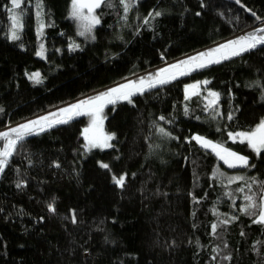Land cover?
<instances>
[{"label": "trees", "instance_id": "obj_1", "mask_svg": "<svg viewBox=\"0 0 264 264\" xmlns=\"http://www.w3.org/2000/svg\"><path fill=\"white\" fill-rule=\"evenodd\" d=\"M70 2L42 0L38 37L36 0H22L23 28L13 41L10 0H0V131L264 27L256 19L264 21V0H240L255 17L227 0H137L128 13L111 0L113 7L96 9L95 39L81 40ZM155 11L162 14L145 24ZM72 42L79 48L70 50ZM35 72L39 84L28 78ZM198 81L219 93L208 111L200 92L185 99V86ZM132 99L103 110L104 131L115 133L111 148L85 151L88 115L25 139L0 173V264H264V224L239 211L245 195L259 203L264 151L228 138L264 118V46ZM195 133L247 156L249 167L230 168L245 179H223V163L192 140ZM122 174L121 189L112 176Z\"/></svg>", "mask_w": 264, "mask_h": 264}, {"label": "snow or ice", "instance_id": "obj_2", "mask_svg": "<svg viewBox=\"0 0 264 264\" xmlns=\"http://www.w3.org/2000/svg\"><path fill=\"white\" fill-rule=\"evenodd\" d=\"M240 0H237L239 3ZM137 3V0H120V4L123 7L125 13H128L132 7ZM11 7L8 9L9 17L11 20V27L9 29L8 39L17 41L20 39V31L23 28L22 18L24 12L17 11L21 9L22 0H10ZM102 6L113 7L111 0H71L69 16L78 21V35L88 36L91 39H95L94 35H91L95 26L100 24V18L95 14V10ZM36 17L38 21L37 35H42L43 29L46 26L43 22V3L42 0H36ZM85 9L87 12L85 13ZM251 11V10H249ZM160 11L149 12L145 17V24L149 22V18L160 16ZM255 16V13H252ZM199 15V13H197ZM122 19H127L126 16ZM260 20L259 17H256ZM258 46H264V27L255 28L253 31L246 33L236 39L229 40L226 43H222L215 48L209 49L205 52L198 53L195 56L188 57L187 59L180 60L176 63L170 64L165 68H161L155 73H149L145 77H141L138 80H132L128 83L120 84L117 87L109 88L106 91L100 92L94 96L82 99L76 103L70 104L67 107H61L56 112H50L48 115L40 116L36 119L28 120L27 122L20 123L15 127H10L6 131H0V173H3L5 167L9 164L10 158L15 154L20 146H22L25 139L31 135H39L44 131L62 124H68L75 117L88 115L90 116V124L85 127L81 133L84 137L85 151H91L94 148H100L101 150L111 148L113 145L110 143L115 139V133H103V110L106 106H115L118 102L126 101L129 104L133 103V97L137 94H143L144 92L163 86L171 81L177 79L179 76L188 75L190 72L205 68L211 64H218L224 60H228L235 56H240L242 53L248 52ZM79 48L78 44L74 42L69 44L70 50H76ZM37 56H44V45L40 44L39 49L36 52ZM28 78L34 83H41V77L39 72L32 73ZM208 81L196 82L191 85L185 86V99H190L189 89H192L191 95H199V92L195 91L201 84H208ZM208 103L205 105V111L213 108L217 105L219 100V93L209 90ZM3 111V109H0ZM187 115V108L185 109ZM219 115L216 112L212 116L213 119ZM166 118L161 116L159 120L164 121ZM228 119H233V114H229ZM170 123V121H168ZM156 132L165 137H171V133L167 132L165 128L156 126ZM229 139L236 141L239 139L240 143L247 142V145L253 152L260 155L264 151V118L255 125L254 128L248 131H241L228 134ZM201 147L205 149H211L215 155L223 160L229 168H235L237 166L249 167V158L247 156L240 155L228 148H225L220 143H214L213 141L206 139L203 136L195 135L192 137ZM59 167V165H56ZM99 166L103 169L109 170L110 165L107 163L99 162ZM135 175V174H133ZM244 177H230L228 182L232 183L233 180H244ZM113 183L123 188L126 183V174H122L119 177L112 176ZM255 178H252V183H256ZM24 181H20L17 187H21ZM264 185V182H261ZM247 188L251 189L252 184H247ZM237 191H243V188H238ZM261 196L259 203L255 199V193L252 195H245L243 197L245 203L241 205L239 211L243 214L253 216V223L264 224V186L261 187ZM258 209V212H257ZM49 212H55V206L53 203L48 205ZM235 220L236 217H231ZM71 222L77 223L76 214L73 211ZM229 220H223L220 223L227 224ZM219 224L214 223L212 225V233L215 234ZM243 234V233H242ZM260 243V242H258ZM216 251V249H214ZM228 259V257H225Z\"/></svg>", "mask_w": 264, "mask_h": 264}, {"label": "rangeland", "instance_id": "obj_3", "mask_svg": "<svg viewBox=\"0 0 264 264\" xmlns=\"http://www.w3.org/2000/svg\"><path fill=\"white\" fill-rule=\"evenodd\" d=\"M70 4H71V2H70ZM69 12H70V6H69ZM87 12V10L85 9V13ZM95 14L97 15V12H96V10H95ZM73 19V18H72ZM73 21H74V23H75V26H76V31H77V33H78V24H79V22L78 21H76V20H74L73 19ZM246 33H244L243 35H245ZM78 35V34H77ZM91 35H93V32H92V34ZM240 36H242V35H238V36H234V37H232V38H229L228 40H224L223 42H220V43H218V44H216V45H214L213 47H211V48H209V49H212V48H215V47H217L218 45H220V44H222V43H226L227 41H229V40H233V39H236V38H238V37H240ZM78 38H80L81 40H89V39H91L90 37H88V36H79L78 35ZM209 49H204V50H200V51H198V52H195V53H191V54H189V55H187V56H184L183 58H180V59H178V60H176V61H170V62H167L166 64H165V67H167L168 65H170V64H173V63H176V62H178V61H180V60H184V59H187L188 57H191V56H195V55H197L198 53H201V52H205V51H207V50H209ZM164 67V68H165ZM159 69H155L154 70V72H152V73H155L156 71H158ZM149 74V73H148ZM148 74H145V75H141L142 77L144 76H147ZM133 79V78H132ZM135 80H138V78L137 79H135ZM124 84V83H123ZM191 84H194V83H189L188 85H191ZM111 88H113V87H111ZM109 89V88H108ZM107 90V88L105 89V90H103V91H106ZM209 90H211V89H207V88H204V87H199L198 89H196L195 91H197V92H200L201 94H202V96L204 97V100H205V104H207L208 103V100L209 99H211L210 97H208V91ZM103 91H101V92H103ZM193 90L192 89H189V94H191V92H192ZM211 91H214V92H216L215 90H211ZM98 93H100V92H98ZM98 93H96V94H98ZM96 94H94V95H96ZM93 95V96H94ZM89 97H91V96H89ZM83 99H86V98H83ZM82 100V99H81ZM80 101V100H79ZM78 102V101H77ZM75 103V102H74ZM68 105H66V106H63V107H67ZM215 107V106H214ZM102 116H103V114H102ZM104 117V116H103ZM90 120H91V118H90V116H88V120H87V123H86V125L84 126V128L85 127H88L89 126V124H90ZM104 120V119H103ZM83 128V129H84ZM83 129H82V131H83ZM241 131H246V130H238V131H232V133H236V132H241ZM102 132L103 133H106L105 131H104V129H103V126H102ZM230 133V132H229ZM228 133V134H229ZM195 135H199V136H203V137H205L206 139H209V140H211V141H213L214 143H219V142H217V141H215V140H213V139H211V138H208V137H206V136H204V135H202V134H198V133H195L193 136H195ZM229 138V137H228ZM231 140V139H230ZM233 141V140H232ZM236 141H239V139H237ZM224 146V145H223ZM225 148H228V147H226V146H224ZM95 149V148H94ZM97 149H100V148H97ZM228 149H230V148H228ZM209 150H211L210 148H209ZM231 151H234V150H232V149H230ZM212 151V150H211ZM213 152V151H212ZM234 152H236V151H234ZM214 153V152H213ZM236 153H238V152H236ZM215 154V153H214ZM238 154H240V153H238ZM240 155H242V154H240ZM244 156V155H243ZM219 159V158H218ZM222 163H223V166L224 167H219V170H220V172H217L219 175H221L222 174V178L223 179H225V180H227L228 181V178H230V177H241V174H240V172H237V171H235V170H232V169H230L229 167H228V165L227 164H225L224 162H223V160H221V159H219ZM104 163V162H103Z\"/></svg>", "mask_w": 264, "mask_h": 264}, {"label": "crops", "instance_id": "obj_4", "mask_svg": "<svg viewBox=\"0 0 264 264\" xmlns=\"http://www.w3.org/2000/svg\"><path fill=\"white\" fill-rule=\"evenodd\" d=\"M195 53V52H194ZM166 64V63H165ZM165 64L164 65H160V66H158V67H156V69H161V68H164L165 67ZM152 72H154V71H152ZM152 72H150V73H152ZM142 76H137V78L139 79V78H141ZM144 77V76H143ZM137 78H128V79H125V80H121V81H119V82H117V83H115V84H113V85H111L110 87H108V88H111V87H117L118 85H120V84H123V83H128L129 81H132V80H135V79H137ZM107 88V89H108ZM84 98H88V97H84ZM83 99V98H82ZM79 100H81V99H78V100H76V101H74L75 103L77 102V101H79ZM74 102H72V103H69V104H67V105H70V104H73ZM66 106V105H65ZM57 110H55L54 112H56Z\"/></svg>", "mask_w": 264, "mask_h": 264}, {"label": "water", "instance_id": "obj_5", "mask_svg": "<svg viewBox=\"0 0 264 264\" xmlns=\"http://www.w3.org/2000/svg\"><path fill=\"white\" fill-rule=\"evenodd\" d=\"M227 1H229V2H233V3L237 4L238 6L242 7V8L245 10V12H247L248 14H250V15L253 16L252 12L249 11L244 5H242V3H240V2L237 3V0H227ZM254 17H255V16H254ZM258 25H264V21L259 20Z\"/></svg>", "mask_w": 264, "mask_h": 264}, {"label": "built area", "instance_id": "obj_6", "mask_svg": "<svg viewBox=\"0 0 264 264\" xmlns=\"http://www.w3.org/2000/svg\"><path fill=\"white\" fill-rule=\"evenodd\" d=\"M244 34V32L242 31V32H240V35H243Z\"/></svg>", "mask_w": 264, "mask_h": 264}]
</instances>
